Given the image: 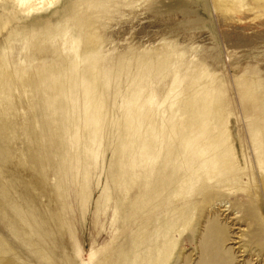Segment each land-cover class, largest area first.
<instances>
[{
    "label": "rangeland",
    "instance_id": "374dc122",
    "mask_svg": "<svg viewBox=\"0 0 264 264\" xmlns=\"http://www.w3.org/2000/svg\"><path fill=\"white\" fill-rule=\"evenodd\" d=\"M0 264H264V0H0Z\"/></svg>",
    "mask_w": 264,
    "mask_h": 264
}]
</instances>
